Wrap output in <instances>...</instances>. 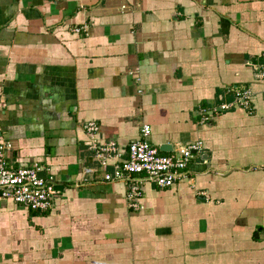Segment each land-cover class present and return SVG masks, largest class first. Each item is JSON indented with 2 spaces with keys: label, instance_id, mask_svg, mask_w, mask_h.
Instances as JSON below:
<instances>
[{
  "label": "crops",
  "instance_id": "obj_1",
  "mask_svg": "<svg viewBox=\"0 0 264 264\" xmlns=\"http://www.w3.org/2000/svg\"><path fill=\"white\" fill-rule=\"evenodd\" d=\"M262 70L264 0H0V145L57 186L0 198V264H264ZM144 124L202 143L171 186L105 178Z\"/></svg>",
  "mask_w": 264,
  "mask_h": 264
},
{
  "label": "built area",
  "instance_id": "obj_2",
  "mask_svg": "<svg viewBox=\"0 0 264 264\" xmlns=\"http://www.w3.org/2000/svg\"><path fill=\"white\" fill-rule=\"evenodd\" d=\"M86 27H76L73 31L81 33ZM264 78V70L259 74ZM239 104L248 107L251 93L248 90L237 92ZM87 129L95 137L99 125L88 122ZM151 127L144 124L141 127L140 136L128 145V157L120 164H116L112 173L105 174L107 180H120L131 175H144L147 180L160 187L173 185L186 169L194 157L196 151L202 148L200 141L190 143L179 148L171 154H162L157 147L149 141ZM94 149L98 148L95 141ZM104 149L114 148L111 142ZM12 148L10 143L0 145V198L10 199L17 204H22L29 209L40 211L51 206V200L57 194L56 182L51 175L41 176V166L37 163L33 166L15 167L9 164L6 151ZM141 184L133 183L130 186L127 198L131 208H139L138 198L141 195Z\"/></svg>",
  "mask_w": 264,
  "mask_h": 264
},
{
  "label": "trees",
  "instance_id": "obj_3",
  "mask_svg": "<svg viewBox=\"0 0 264 264\" xmlns=\"http://www.w3.org/2000/svg\"><path fill=\"white\" fill-rule=\"evenodd\" d=\"M132 176H133V175H131L130 177H126V178H124V179H125V180H126V179H129V180L131 181V180H132ZM129 189H130V188H129ZM128 192H129V191H128ZM53 200H54V198H53ZM53 200H51V206H52V204H53ZM51 206H50V207H51ZM50 207H49V208H50ZM49 208H48V209H49ZM48 209H46V210H48ZM46 210H43V211H46Z\"/></svg>",
  "mask_w": 264,
  "mask_h": 264
},
{
  "label": "water",
  "instance_id": "obj_4",
  "mask_svg": "<svg viewBox=\"0 0 264 264\" xmlns=\"http://www.w3.org/2000/svg\"><path fill=\"white\" fill-rule=\"evenodd\" d=\"M40 175L41 176H45V172H40ZM60 187V186H59ZM56 189H57V186H56Z\"/></svg>",
  "mask_w": 264,
  "mask_h": 264
}]
</instances>
